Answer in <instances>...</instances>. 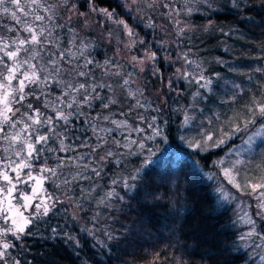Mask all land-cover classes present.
<instances>
[{
  "label": "trees",
  "instance_id": "trees-1",
  "mask_svg": "<svg viewBox=\"0 0 264 264\" xmlns=\"http://www.w3.org/2000/svg\"><path fill=\"white\" fill-rule=\"evenodd\" d=\"M47 3L53 8L52 21H35L32 14L24 16L17 12L21 20L17 23L11 11L4 14L0 10V37L5 41L11 42L17 35L20 38L28 36L23 31L25 21L36 31L41 27L46 29L49 41L42 45L43 51H40L41 46L25 45L27 49L40 51L32 63L45 71L40 73L41 83L27 84L25 100L12 105L19 111L15 115L9 113L11 119L24 122L13 128L11 124L2 123L0 117L3 129L0 132V171H6L16 185L9 198L10 204L4 194H0V233L11 228V218H19L17 213L34 218L35 206L41 201L49 205L56 202L47 216L34 218L26 230L31 234L24 235L22 242L10 232L0 236V243L15 245L8 249L7 257L0 260V264H15L16 261L19 264H242V252L235 242L236 230L231 226L230 217L218 203L212 186L196 171V166L205 169L236 140L201 154L185 152L187 148L180 143L179 128L183 110L189 105H192L195 122L208 123L215 112L222 114L224 104L237 111L249 105L250 96L255 98L264 88V0H236L235 4L233 0H198L189 15L196 27L175 35L173 52L177 51L184 60L196 61L199 64L196 76L203 75L211 84L209 88H202L189 79L185 82L187 86L174 87L184 90L185 95L168 96L166 93L162 100L156 98V104L151 95L148 99L143 97L141 89L132 83L135 70L118 61L110 47L99 40L96 30L90 28L82 32L73 21L59 16V10L67 9L72 3H76L80 11H87L92 5L114 11L115 16L138 35L147 37L149 31L142 23L132 22L118 0H91V3L90 0H66V3L65 0H47ZM21 4L26 10L27 0H21ZM5 6L14 10L8 0ZM37 14L46 15L40 10ZM208 20L212 23L205 26ZM49 31L50 36L47 35ZM100 31L105 30L101 28ZM61 52L66 59H59ZM81 52L84 54L80 55ZM28 55L29 52L22 51L18 59L22 61ZM51 59L57 60L61 68L59 73L49 63ZM89 59L93 63L84 67ZM0 60L8 66L13 64L2 51ZM106 60L113 64L106 66ZM4 63H0V73L7 75ZM25 70L27 65L21 67L17 76ZM81 70L87 75L78 76L76 73ZM117 71L120 76L115 75ZM3 75H0V82ZM45 76H48L46 82ZM125 79L130 81L128 85H123ZM69 82L105 87H97L95 92L89 87V93L93 97L98 94L100 98L92 99L88 105L68 109L65 105L72 96L78 101L82 99V94L76 93L62 97L64 85ZM107 85H111V89ZM11 86L17 87L18 79L12 80ZM232 93H235L233 100H227ZM57 97L65 104H60ZM110 99L115 103H108ZM138 101L142 106H138ZM46 102L59 105L65 113H75L69 117L66 131L63 121H59L56 128V133L66 137L64 145L68 150L59 151L60 143L52 135L47 144L36 146L44 151L27 161L31 167L22 169L17 180V173L7 165L11 163L15 168L26 153L17 157L15 152L23 145L13 144L4 137L20 133L24 139L34 135L30 130L23 131L25 123L31 124L23 114L28 112L35 116L33 110L39 109L43 113L40 119L54 116L51 107H45ZM105 103H108L107 108ZM28 104L32 109H28ZM154 117L164 134L145 140L152 135L149 125ZM113 120L125 121L128 127L117 128ZM137 127L142 131L132 130ZM45 130L40 128V134ZM129 140L145 142L151 151L140 153L136 145H131L139 154L128 155L129 149L122 145ZM49 147L55 151H47ZM109 151L114 155L107 156ZM146 160L149 162L145 165ZM43 168H55L57 175L42 172ZM93 168L100 172L99 176L92 172ZM137 169H140L139 179L133 181L130 177ZM78 172L92 178H76L70 184L63 182L66 177H76ZM28 173L41 183L37 185L36 180H30ZM125 181L130 187H125ZM9 186L0 177V187ZM109 192H113L111 197ZM25 195L33 198L26 201L22 198ZM49 196L54 199L48 200ZM5 216L9 217L7 221ZM69 236L74 239H68Z\"/></svg>",
  "mask_w": 264,
  "mask_h": 264
},
{
  "label": "rangeland",
  "instance_id": "rangeland-1",
  "mask_svg": "<svg viewBox=\"0 0 264 264\" xmlns=\"http://www.w3.org/2000/svg\"><path fill=\"white\" fill-rule=\"evenodd\" d=\"M118 1L132 22L142 23L143 27L149 31L147 37L138 35L130 25L129 27L136 35L129 37L124 26L114 22V20H119L116 16L113 20H109L102 13L92 11V5H89L87 11H80L77 4L72 3L65 10L59 8V16L63 17L65 21H73L82 32H86L90 28L96 30L95 33L100 35L99 40L110 47L118 61L126 63L135 70L131 77L132 83H136L146 99H148V95H151L155 102V100L163 98L166 93L168 96L185 95L184 90L179 91L174 87L180 84L187 86L185 82L189 79L196 81L199 64L192 59L184 60L177 51L173 52L176 48L174 38L180 29H183L184 32L196 27L189 15L198 0H136L135 3L133 0ZM164 4H167L168 7H164ZM80 13L85 15H80ZM211 23L212 21L208 20L204 25L207 26ZM104 24H108V27ZM101 28L105 31H100ZM134 40L136 43L133 45ZM140 40H143L144 43L140 44ZM129 45H132L131 50H129ZM146 50L155 52L156 60L154 62L146 61L142 72L140 71L141 65L132 61V56L143 58ZM159 66H162L161 71H159ZM185 73L188 75L185 76ZM169 82H171V87H169ZM156 86L157 89H155ZM263 89L255 98L264 99ZM234 94L232 93L227 100H233ZM252 97L251 95L250 103L253 100ZM179 101L181 104L182 99L179 98ZM246 105L236 111L224 104L221 110L222 114L219 115L218 112H215L212 121L210 120L208 123L195 122L191 113L192 105H189L187 109L183 110L179 140L187 148L185 152L198 151L200 154L214 148L211 145L215 140L221 138L224 131H227L229 135L224 137L226 143L222 146H225L229 140H236L229 148L223 149L217 158L209 162L205 169L196 166V171L204 182L212 186L218 203L224 206L227 216L230 217L231 226L236 230L235 242L242 252V264H264V261L260 259L261 255H264V241H261L257 236L241 239L252 229V225L246 223L249 217L255 221L257 232L264 233V220L257 216L259 201L256 197L259 193H252L250 187L242 191L237 190L233 183L229 182L230 177L241 184L253 182L254 177L259 174L257 165L264 162V127L261 126L264 125V120L257 117L255 123L246 125L245 121L252 119L251 114L247 112L248 105ZM186 115L189 118L187 125L184 124ZM237 126L240 131L234 132L233 130ZM206 136H213L214 139L207 141L204 148L197 149L193 146L194 142L202 141ZM236 160L244 162L242 165L236 166L240 169L239 171L233 169ZM225 169L229 170L230 176L225 175ZM224 193L228 194L227 199L224 198ZM256 244L262 246L257 248Z\"/></svg>",
  "mask_w": 264,
  "mask_h": 264
},
{
  "label": "snow or ice",
  "instance_id": "snow-or-ice-1",
  "mask_svg": "<svg viewBox=\"0 0 264 264\" xmlns=\"http://www.w3.org/2000/svg\"><path fill=\"white\" fill-rule=\"evenodd\" d=\"M8 2L13 6L14 10L10 9L6 5V0H0V10L4 14H8L11 11L12 18L17 21V23H20V17L16 15L17 12H21L24 16H28L29 14H32L34 16L35 21L43 22L46 19L48 21L53 20V8L51 5L47 3V0H27V9L25 10L24 7H22L21 0H8ZM136 0H133V3H135ZM66 3V0H65ZM91 3V0H90ZM236 3V0H233V4ZM151 7V5H149ZM164 7H168L167 4H164ZM37 10L43 11L46 13V15H40L37 14ZM92 11H98L102 13L107 19L113 20L115 17V12L114 11H109L108 9H97L93 6ZM191 11V10H189ZM80 15H85L83 13H80ZM115 23L123 25L124 29L127 32V35L129 37H133L136 34L133 32V30L129 27L127 23H125L124 20H114ZM25 27L23 29L24 32L28 33V36H25L24 38H20L19 35L17 37L13 38L11 42L9 43L8 41H5L2 37H0V51L4 53V55L11 61H13L12 66H8L6 63H4L2 60H0V63H4V67L7 69V75H3V73H0V75H3V81L0 82V89H3V92L0 93V117H2V123L4 124H11L13 128L16 127L18 123H23V119L20 121H16L11 119L9 116V113H12L15 115L16 112L19 111V109H13L12 105L17 104V103H22L25 100V87L27 84H38L41 83L40 80V73L44 72L45 69H37L36 65L32 63L33 60L37 58V56L40 55V51H43L42 45L44 43H49L47 40V37L45 35L46 29L43 27L40 28L39 31H36L34 27L30 26L27 24L25 21ZM176 23H179V21H176ZM151 26V25H149ZM60 27H63L61 25ZM12 29H9L11 31ZM180 32H183V29H180ZM47 35H51V32L49 31ZM111 35V33H109ZM136 43V41H133V45ZM140 44H143L144 41L140 40ZM25 45H30V46H41L40 51L33 49H27L25 48ZM87 47V45H85ZM129 50H131L132 45H129ZM22 51L29 52V55L26 59L24 60H19L18 56ZM84 53L81 52L80 55H83ZM60 60L66 59L65 55L63 52H61ZM156 60V53L155 52H149L148 50L145 51V56L143 58H138L137 56H132V61L138 63L141 65L140 71H144L143 65L145 64L146 61H155ZM49 63L52 64L54 70L59 73L61 71L60 66L57 64L56 59H51ZM93 63L92 60H86V63L84 67H87L88 65H91ZM113 64L112 61L106 60L105 65H111ZM24 65H27V70L23 71L21 76H17V73L20 72L21 67ZM257 71H261V69H257ZM78 76H86L87 73L84 71H78L76 73ZM115 75L120 76L121 73L117 71ZM131 75V73H129ZM188 73H185V76H187ZM14 79H18V86L12 88L11 82ZM196 82L200 84V87L202 88H209L211 84V80L206 79L203 75H200L199 77L195 78ZM48 80V76L44 77V81L46 82ZM203 81V83H201ZM130 81L128 79H125L123 81V85H128ZM65 91L62 93V97H68L70 93H76L77 95L82 94V99L79 101L76 99V96H72L70 101L65 105L68 109H74L77 108L81 105H88L92 99H99V95L97 94L95 97H93L89 93V87H91V91L95 92L97 87H105V85L100 84L96 85L93 84L91 86L87 85L86 83H79L78 85L73 84L71 82L66 83L64 85ZM111 89V85H107ZM169 87H171V82H169ZM9 88H11V91H9ZM132 95V93H129ZM39 99V97H37ZM57 101H59L60 104H65V101L61 97L56 98ZM108 103H115L114 100H109ZM108 103L104 104V107H108ZM138 106L140 105V102H137ZM28 109H32V105L28 104L27 105ZM45 107H51V110L55 112L54 116H46L44 119H40L41 116H43V113H40L39 109H34L35 116L30 115L28 112H25L23 114L24 117L27 118V120L31 121V124L25 123L24 124V129L23 131H31L32 134L34 135H29L28 137H25L24 139H21L20 133H16L12 135L11 137L5 136L4 139H10L13 144L19 143L23 145L18 151L15 152V155L17 157H21V153L25 152V156L19 160L18 163H16L15 168L11 167V163L8 164L7 166L12 170L17 173V180H19V173L22 169L24 168H30L31 165L27 162L29 159H31L34 155L39 156L44 149L43 148H37V145L41 144H47L48 141L52 138V135H55L56 138L58 139L60 143V148L58 149L59 151H67L68 149L64 145V139L66 137L62 133H56V128L58 127V122L63 121L64 122V127L65 131L67 130V125L70 123L69 117L74 115V112H68L65 113L63 108H60L59 105L57 104H50L47 103L45 104ZM159 111V109H157ZM247 112L251 114L252 119L246 120L245 124H253L256 122V118H260L261 120H264V99H258V98H253L252 102L247 106ZM82 114V113H81ZM105 119H108V117H105ZM141 120H143V117H141ZM188 116H185V121L184 124H188ZM112 123L116 125L117 128L120 127H125L127 128L128 125L126 124L125 121H115L113 120ZM33 125L37 127H33ZM152 131L151 136L145 137V140H150L154 139L155 137H161L164 134V129L160 127L159 125L156 124L155 122V117L152 120V123L149 125ZM264 127V125H261ZM40 128H46L44 134H40L39 129ZM134 131L140 132L142 131L141 128L137 127L135 129H132ZM3 129L0 128V132H2ZM110 131V130H109ZM235 131H240L239 126H237L234 130ZM228 132L224 131L222 133L221 138L215 140V142L211 145L214 147H219L220 145L226 143V140L224 137L228 136ZM214 138L213 136H206L202 141L199 142H194L193 146L197 149L204 148L207 141H212ZM251 140V138H249ZM131 145H136V147L140 150V153H143L144 151H151L150 148H147L145 142H141L139 140H129L128 144L122 145L123 147H127L129 149L128 155L132 154H139L135 153L134 150L131 148ZM47 151L52 152L55 151L51 147L47 149ZM107 156H112L114 155L113 151H109ZM120 161L118 160L117 163ZM149 161H145V165ZM63 163V160L61 161ZM222 163V162H221ZM244 162L242 160H236L235 164L233 165V169L236 171H239L240 169L236 168L237 165H242ZM57 167H60L58 165ZM85 168H87V165H84ZM143 167V165H142ZM257 168L259 169V174L254 177L253 182H246V183H237L234 178L230 177L229 182L233 183V186L237 188V190H244L246 188H251L252 193H259V195L256 197L257 200L259 201L257 207L259 208V211L257 212V216H259L262 220H264V162L261 164L257 165ZM42 172H48L51 173L52 176L57 175V170L55 168H43L41 169ZM225 175L230 176V172L228 169H225ZM92 172H95L96 176L100 175V172L97 171L96 168L92 169ZM139 173L140 169L136 170V174L132 175L130 177L131 180L135 181L139 179ZM0 177L6 182L7 185H10L7 188L0 187V194H4V199L9 200L10 197H12L13 192L16 189V185L13 183V180L11 177H9L8 173L6 171H0ZM28 178L30 180H36L35 177L32 176L31 173H28ZM80 178V179H91V176H84L82 173H77L76 177H66L64 178V183L65 184H70L74 179ZM211 178V177H210ZM116 181H114L115 183ZM41 183V180H36V184L39 185ZM125 187L128 188L130 185H128L127 181L124 182ZM92 189H87L86 191H91ZM36 192V187H33V193ZM113 195V192H109L108 196L111 197ZM24 200H30L33 197H29L27 195L22 197ZM224 198H228V194L224 193ZM48 200H53V197H47ZM59 202V201H57ZM55 203H52L51 205L45 203L44 201H41L40 204H37L36 207V213L34 215L35 219H39L43 216H47L50 211H52L53 208H55ZM10 204V200H9ZM27 205H25L26 207ZM17 216L19 217L18 219L16 217L11 218V228L4 229L3 233H0V236L6 235L7 233H11L12 236L15 237L16 240L22 242V237L24 235H30L31 233L26 231L30 225L33 223L34 218L33 217H24L22 214L17 213ZM4 219L7 221L9 219L8 216H5ZM246 223L252 225V229L247 232L244 236L241 237V239H246L248 237L252 236H257L261 241H264V233L257 232L256 226H255V221L252 220L250 217L246 220ZM53 232L55 233V229H53ZM91 234V233H90ZM68 239H74L73 237H68ZM10 242H3L0 243V260H4L7 255H8V249L10 247H14ZM262 245L261 244H256L257 248H260ZM260 259L264 261V255H261ZM15 264H19V261H16Z\"/></svg>",
  "mask_w": 264,
  "mask_h": 264
}]
</instances>
